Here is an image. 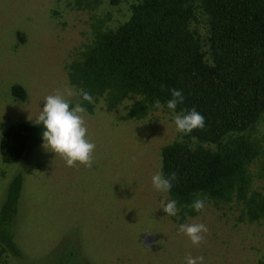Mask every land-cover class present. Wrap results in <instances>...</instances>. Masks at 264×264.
Here are the masks:
<instances>
[{"label": "rangeland", "instance_id": "obj_1", "mask_svg": "<svg viewBox=\"0 0 264 264\" xmlns=\"http://www.w3.org/2000/svg\"><path fill=\"white\" fill-rule=\"evenodd\" d=\"M126 11L125 2L93 12L72 0H0V143L10 126L35 123L45 97L57 89L70 88L72 103L80 102L68 66L91 43L96 17L105 13L116 25ZM17 84L25 88V100L15 97ZM123 113L108 112L100 101L83 114L96 145L91 168L79 162L69 167L44 141L12 164L0 151V210L13 179L23 180L16 220L22 256L6 264H47L68 241L92 264H186L189 255L202 256L203 264H264V222H240L226 205L206 203L184 223L208 228L200 245L179 231L181 224L162 208L168 192L152 184L161 172L162 148L178 135L177 115L158 111L131 121L122 120ZM146 233L153 235L150 247L143 243Z\"/></svg>", "mask_w": 264, "mask_h": 264}, {"label": "trees", "instance_id": "obj_2", "mask_svg": "<svg viewBox=\"0 0 264 264\" xmlns=\"http://www.w3.org/2000/svg\"><path fill=\"white\" fill-rule=\"evenodd\" d=\"M125 2L118 24L96 17L91 43L68 66L72 84L93 97L79 103L94 112L104 101L122 120H143L158 111L205 117L204 129L178 131L162 148L161 172L176 179L168 191L177 201V222L199 214L201 199L231 207L240 222H264V0H72L79 9ZM163 85V87H162ZM171 89L183 103L167 107ZM15 97L25 100L22 85ZM160 100L161 107L154 103ZM74 106V104L72 103ZM42 125L20 122L3 135L4 162L29 157L43 142ZM22 176L11 182L0 210V261L22 256L16 220ZM47 264H92L79 245L64 242Z\"/></svg>", "mask_w": 264, "mask_h": 264}, {"label": "clouds", "instance_id": "obj_3", "mask_svg": "<svg viewBox=\"0 0 264 264\" xmlns=\"http://www.w3.org/2000/svg\"><path fill=\"white\" fill-rule=\"evenodd\" d=\"M170 91L172 98L167 101V107L175 110L178 104L183 103L184 97L180 90L171 89ZM73 95L70 88H65L63 91L57 89L56 94L45 97V106L36 117L35 123L44 128L42 146L45 149L60 155L69 167H76L79 162V164L91 168L96 145L88 138V129L83 115L86 109L79 102L72 105ZM80 95L84 101L90 104L94 102L90 93L81 91ZM154 106L160 108V100L157 99ZM174 122L177 130L183 134H189L195 129L202 130L205 127V117L195 109L183 116L177 115ZM175 179L174 173L166 178L162 172H157L152 177V184L155 190L168 192ZM192 207L199 212L204 209L205 203L203 200L197 199L193 202ZM162 208L168 216L177 215L176 200L169 201ZM179 231L186 234L192 244L198 246L204 240L202 233H207L208 228L202 223L181 224ZM198 260L203 264L202 256L193 258L189 255L186 257V264H197Z\"/></svg>", "mask_w": 264, "mask_h": 264}, {"label": "water", "instance_id": "obj_4", "mask_svg": "<svg viewBox=\"0 0 264 264\" xmlns=\"http://www.w3.org/2000/svg\"><path fill=\"white\" fill-rule=\"evenodd\" d=\"M152 241H153V235L151 233H146L143 243L145 247H150L152 246Z\"/></svg>", "mask_w": 264, "mask_h": 264}]
</instances>
